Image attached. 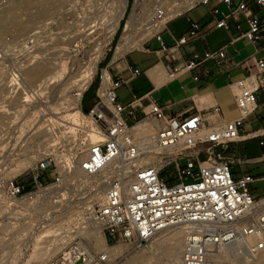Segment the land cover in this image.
<instances>
[{
    "label": "built area",
    "instance_id": "2783aa9c",
    "mask_svg": "<svg viewBox=\"0 0 264 264\" xmlns=\"http://www.w3.org/2000/svg\"><path fill=\"white\" fill-rule=\"evenodd\" d=\"M131 1L133 9L136 8L137 12L144 10L147 5H156L157 14L154 21H159L163 18V10L169 0ZM189 1L192 2L191 5L177 16L197 5H206L216 19L217 28L230 30L231 19H235V27L239 31V36L230 43L246 37L258 45L259 50L264 49V45H260L264 40V15L248 14L250 0H219L227 7V11L222 10L214 2L215 0ZM252 1L264 10V0ZM128 7L129 1L127 9ZM242 15H244V20L241 19ZM168 21L160 31L152 36L157 38L162 45L161 34ZM244 23L247 26L246 29L243 27ZM200 31L201 24L193 22L189 30L191 39L182 36L177 40V45H185L198 38ZM227 48L228 44H224L215 50L207 49L199 61L188 60L184 67L175 68L172 75L174 76L178 71L192 70L202 62L214 61L217 67L227 74L239 111L238 117L209 125L206 117L201 113L179 118L167 113L165 107L152 102L145 115H149L159 123L155 140L156 147L164 155V160L171 155L168 163L162 168L175 162L174 174L170 178L163 177L162 168L158 169L155 166L157 161L134 165L135 171L132 177H129L130 171L124 169L118 171L112 178L104 201L89 205L88 217L83 223V228H87L86 223L97 222L103 226L105 239L108 234L111 241L133 243L142 249L150 245L157 232L170 227L183 226L188 231L183 251V264H216L222 250L221 247H243L252 254L264 249V237L253 247H249L244 237L252 233L253 227L245 228L240 223L257 216L261 218V227L264 231V173L260 177H255L245 172L241 177H237L232 171V164H245L249 160L235 159L226 155L229 144L240 139L246 120L260 106L264 107V55L257 57L253 67H249L246 71L229 57ZM15 65L18 64H14L13 61L6 64L8 69ZM16 70L18 69L15 68L12 71L15 73ZM139 73V69H133V75ZM12 75L10 79L13 78ZM15 79L17 82L14 85L17 89L13 92L14 96L8 94V99L0 101V110L10 118L8 128L18 129L24 125L18 119L26 113V108H17L18 105L12 103L11 99H17V94L24 92L26 81L20 72ZM128 81L129 79L120 76L112 80L108 95L113 110L103 104L101 109L104 115L96 117V124L102 137L91 145L89 157L81 163L82 169L90 175L97 174L113 160L121 161L122 158H127L126 153L131 154L132 158L137 157L138 147L128 132V126L131 127L129 120L137 117L136 111L132 104L119 103L116 93V89ZM30 95V102L36 101L37 90H30ZM21 100L27 102L24 97ZM98 106L100 105L91 108L90 114L94 113V109ZM94 115L97 116L96 113ZM1 124L4 122L0 121V129L3 128ZM257 136L261 137L259 144L262 148L259 161L264 162V137L262 138L263 134ZM9 143L10 140L3 147H7ZM203 144L207 145L205 158H200V153L197 156L186 153ZM10 148L11 144L7 148V153L11 150ZM181 158H186V161L180 163L178 160ZM54 159L46 157L36 160L32 165L31 183L25 180L19 181L17 177L5 178L7 168L12 162L9 158L4 159L0 165V200L9 203L11 207L16 204L14 200L34 193L32 190L26 191L31 184H33L32 189L37 191L41 188H48L49 179L53 181L51 185L60 184L63 180L60 172L50 168ZM71 160L73 165V158ZM129 162L126 160L124 164H129ZM257 182L262 184L260 196H254L256 189L253 184ZM256 204L257 206H254ZM59 255L52 264H108L110 259L104 251L94 253L88 244V239L84 236L72 239Z\"/></svg>",
    "mask_w": 264,
    "mask_h": 264
},
{
    "label": "rangeland",
    "instance_id": "374dc122",
    "mask_svg": "<svg viewBox=\"0 0 264 264\" xmlns=\"http://www.w3.org/2000/svg\"><path fill=\"white\" fill-rule=\"evenodd\" d=\"M128 1L130 10L125 15L126 7L124 24L133 13V3L127 0V6ZM27 2L31 3L29 7H26ZM116 5L117 0H92V2L89 0H0V62L6 61L0 64V101L8 99V94L13 97V92L16 91H9L5 82L6 77L13 70L9 72L10 69L6 66L9 60L19 65L29 62L30 67L40 66L43 73L41 80L25 82L29 93L30 90L36 89L38 96L36 102L31 103L27 99V103L30 104H26L28 105L26 113L18 119L24 124L21 132L17 131L20 127L8 128L10 118L0 110V121L4 122L1 124L3 128L0 129V165L4 159L9 158L12 163L8 162L10 165L5 178L17 177L19 181L25 180L31 183L32 165L36 160L46 157L55 158L50 168L60 171L63 175L59 186L51 185L53 181L49 179L51 186L37 192L35 202L23 197L7 208L0 201V264H52L71 240L78 236L87 238L91 250L94 253L99 252L93 240L89 239V235L96 230L94 224L86 223L87 228L84 229L83 223L87 220L89 205L102 203L106 194L105 186L110 185L113 176L111 179H105L107 173L104 176L102 173V175L89 176L93 183L104 178L101 183L105 186L97 191V188L82 184L78 175V165L74 163V168L70 172L63 169V166L65 161L81 153L84 149L83 143L97 140L96 126L89 118L91 108L84 109L83 100L88 92L94 99V106H103L99 92L105 76L107 81L109 80L104 70L108 71V62L120 44L124 29L121 31L117 29L112 39L105 44L103 56L87 88L80 86L82 79L78 77V71L84 69L91 60L90 55L93 54L91 49L106 40V32L103 28H94L95 32L89 35L92 30L85 32V27L87 24L94 23L93 27L98 23L102 24L114 13ZM23 68L24 66L21 70ZM111 82L110 77L109 84ZM59 86H63L65 93L60 94L58 100L53 102L54 91L57 92ZM21 94L19 92L17 99H11L18 107L24 104ZM23 97L25 98L24 95ZM79 99L81 101L77 103ZM129 124L133 127L132 130L139 127L142 134L148 138H153L155 128L158 126L149 115L130 119ZM135 139L139 145L141 137L138 135ZM9 140L11 150L7 153L9 144L7 147L3 145ZM203 145L186 153L196 156L201 148L207 147L206 144ZM167 157L168 159L164 160V155L154 156L150 160L145 159L143 164L157 161L156 167L162 168L170 159V156ZM83 158L84 154L78 155V159ZM178 161L184 163L186 158ZM119 165L121 164L116 163L115 166L118 168ZM175 166L176 163L173 162L162 168L161 175L170 178L175 172ZM129 177H132V174ZM30 186L26 189L27 192L37 191L32 189L33 184ZM253 187H257L254 196H260L262 184H255ZM169 231L159 233L150 245L143 249L133 243L111 241L108 234L105 239L103 235L110 256L108 264H168L169 261L161 254L160 247L153 243L157 239L161 241L167 238L166 233ZM220 256L221 261L217 264H264V249L252 254L246 248L231 246L221 250Z\"/></svg>",
    "mask_w": 264,
    "mask_h": 264
},
{
    "label": "crops",
    "instance_id": "0c3cea01",
    "mask_svg": "<svg viewBox=\"0 0 264 264\" xmlns=\"http://www.w3.org/2000/svg\"><path fill=\"white\" fill-rule=\"evenodd\" d=\"M214 2L227 11V7L219 0ZM249 4L248 14L264 15V10L254 1L250 0ZM241 19L244 20V15ZM193 22L201 24L199 37L188 44L177 45V40L182 36L191 39L189 30ZM235 23V19H231L230 30L217 28L210 8L200 4L168 21L161 34L163 45L157 38L151 37L142 47L129 50L119 58L115 57L116 48L108 62V71L104 72H107L109 80L110 77L115 80L119 76L129 79L116 89L117 101L123 105L132 104L137 116L145 115L151 103L156 102L165 107L167 113L179 118L201 113L209 125L235 119L239 111L227 74L220 70L214 61L202 62L192 70H182L172 75L175 68L184 67L188 60L199 61L207 49L215 50L224 44H228V55L235 63L246 71L249 67L252 68L256 58L264 55V49L259 50L258 45L246 37L230 43L239 36ZM243 27L247 28L245 23ZM260 45H264V40ZM135 68L140 70L138 75H133ZM82 106L87 110L94 106V99L88 92ZM260 134H263V138V106L247 119L240 139L229 144L226 150L229 157L249 160L245 164H232L235 176L241 177L245 172H249L255 177H260L264 173V162L259 161L262 148L259 144L261 137L257 135ZM205 149L206 147H203L198 152L200 158L206 157ZM255 184L261 183H254L253 186Z\"/></svg>",
    "mask_w": 264,
    "mask_h": 264
},
{
    "label": "bare ground",
    "instance_id": "6f19581e",
    "mask_svg": "<svg viewBox=\"0 0 264 264\" xmlns=\"http://www.w3.org/2000/svg\"><path fill=\"white\" fill-rule=\"evenodd\" d=\"M187 2H189V3H187ZM191 3L192 2H190L189 0H183L182 2H179L178 0H169L165 4V8L163 10V12H164L163 18L161 20H159V21L158 20L154 21V18H155L156 14H157L156 5H147L145 7V9L140 11V12H137L136 8H134L130 19L128 20V22L125 25V28H124V31H123V37L121 38L120 44L117 47L115 57L119 58L122 55H124L127 51H129V50H132V49L137 48V47H142V45L148 39H150L155 33L160 31L164 27L165 23L168 20L173 19L179 13H182L189 5H191ZM30 4L31 3L27 2V6L26 7H29ZM22 5L24 6V4H22ZM126 7H127V0H117V5H116V8H115V11L113 10L114 13H112V15L107 17V19L104 20L102 24L98 23L99 25L97 24V26H94V27H93V25H95V24H89V25L87 24V26L85 27V30H84L85 32L91 30L92 28H97V27L98 28L99 27L103 28L105 30V32H106L105 33L106 34V37H105L106 40H104L101 43L96 44L91 49V53H93L92 55H90V59L91 60L88 62L87 66L84 67V69L81 68L78 71V77H81V79H82L80 81V83H81L80 86H83L84 88H87L89 86V84L91 83V81L93 79V76H94V74H95V72L97 70L98 62L100 61L101 57L103 56L104 46H105V44H107L112 39L114 33L116 32V30L120 26V22H121V20H122V18L124 16V12L126 10ZM99 21H100V19H99ZM88 26H92V27L88 28ZM93 32H95V31H92L91 33H88V34L91 35V34H93ZM32 57H34V56H32ZM28 63L25 64V65H22V64L19 65L17 63L18 65H15L14 67L9 68L10 69L9 72L11 71V69H15V68L18 69V70H16L17 72H15V73H14V71L10 72L11 73L10 75L13 74L12 75L13 76L12 79H10V75H8V77H6V79H5V82H7V88L9 89V91L13 92V91H15L17 89V87L14 84H16V82H17V80L15 78H16V75H19V72L24 77L25 81H27V82H35L37 80L38 81L41 80L43 73H42V70L39 68L40 66H38V68L36 67V65H35V67H32V66L30 67V66H28ZM22 66H24L23 70H21ZM58 76H59V74H58ZM55 78H56V76H55ZM51 80H52V78H51ZM108 81H107V78L105 76L104 81L102 83V87L100 88V92L99 93L102 96L103 103L105 105H107L109 109L113 110V106L111 104V99H110V97L108 95V89L110 87V84H109L110 80H108ZM47 82H48V80H47ZM19 84H21V82H19ZM26 87L27 86L24 87V92L21 95H22V98H23V94H24V96H25L24 99L25 100H27V99L30 100L31 95H29L30 93H29V91L27 90ZM57 90H58L57 92L54 91L55 98H54L53 102L56 99L58 100L57 97L60 94L65 93L64 92L65 90L63 89V86H59V88ZM27 92H28V94H27ZM37 96H38V93H37ZM80 101H81V99H79L77 103H79ZM23 103L24 104L20 105L19 107L17 106V108H27L28 105H26V104H30V103H27V102H23ZM59 103H60V101H59ZM24 105H26V106H24ZM93 112L94 113L89 114V118L92 119L94 125L96 126L97 140L94 141V142L93 141H88L87 143H83L84 144V149L80 153V154H84V158L83 159H78V155H80V154H77L75 156V158H73V160H74L73 162L76 165H78V167H79L78 175L80 176V181L83 182L82 184H85L84 186L87 185L89 187L97 188V191H99L105 186L104 183L103 184L101 183L104 178L101 179V180H96L95 179L96 182L93 183L89 176H96V175H99L101 173L104 176L107 173V175L105 176V179H111L112 176H114L118 171H120L122 169H124L126 171H130L131 172L130 174H132L134 172L133 166L134 165L138 166L139 162H141L139 165H142L143 161L145 159H149L150 160L154 156H163L162 153L158 150L159 148L156 147V141H155L156 140V133H157V130H158V127H159V123L157 121L156 122L158 123V126L155 128V132L153 134V138H148L145 134H142L141 129L139 127H136V128H134L132 130L133 127L132 126L131 127L128 126V132H129V134L132 135V137L134 139V143L138 147V153L136 154L137 157L132 158L131 154L128 155L129 153L128 154L126 153V157L127 158L124 157V158H122L123 160H121V161H119V160L111 161L107 165L106 168H104L103 170H101L97 174L90 175V174L86 173L82 169L81 163H82V161H84L86 158L89 157L91 145L93 143L99 141L101 139V137H102V135H101V133L99 131V128H98V126L96 124V117H98L99 115L103 116L104 115V111H102L101 106H98V107H96L94 109ZM95 113L97 114V116L94 115ZM118 117L120 118V115H118ZM18 131L21 132V128ZM91 134H93V133H91ZM138 135L142 139V140L140 139L141 141H139V143H140L139 145H138V141L135 139V137L138 136ZM86 140H88V139H86ZM25 143H27V142L25 141ZM168 156H171V155H168ZM126 160H129L130 162H129V164L125 165L124 163H125ZM71 162H72L71 159H68L67 161L64 162L65 165L63 166V169L65 168L67 172H70L74 168V163L72 165ZM116 163H120L121 164V165H119L120 168H117L115 166ZM148 163H149V161H148ZM155 166H157V165H155ZM159 168L160 167L158 166V169ZM60 174H61V177L63 179V175H62L61 172H60ZM54 186H59V185L54 184ZM109 186H107V185L105 186L106 189H105L104 192H107V190L109 189ZM42 189L43 188L39 189L38 191H35L32 194L24 196L25 199L34 200V202L37 201V192L41 191ZM19 199H16L13 202H17ZM104 199H105V196L103 198V201H104ZM1 202H3V201H1ZM8 204L9 203H4L5 207L8 208L9 207ZM254 206H257V204L254 205ZM251 221H253V222L250 223ZM240 223H241V226L245 227V228L253 227L252 233H248L244 237V241L247 242L249 247H253L255 245L254 243L256 241H258V240L260 241V239L264 237V231H263V228L261 227V218H258L256 216V218L243 220ZM92 224H94L96 230H94V233L89 235V239L93 240V243L95 244V248L99 252L100 251H104L109 256L108 248H107V246L105 244L106 240L104 241V238L102 237L104 235L103 226L101 224L97 223V222H91V225ZM84 229H86V228H84ZM167 230L168 231L170 230L169 232L166 233V237L167 238H165L164 240H161V241H159L160 239L159 240L157 239L153 243V245H157L158 247H160L161 254L166 256L168 261H169L168 264H183V251H184V247H185L188 231L183 226L170 227V228H166V229H163V230L157 232L153 236V239L159 233L167 231ZM175 231H177V232L175 233ZM153 239H152V241H153ZM251 244H254V245H251ZM225 248L226 247H221L220 249L224 250ZM219 257H221L220 254L218 255L217 262L221 261ZM262 260H263V258H262ZM222 262H224V260Z\"/></svg>",
    "mask_w": 264,
    "mask_h": 264
},
{
    "label": "trees",
    "instance_id": "16d2710c",
    "mask_svg": "<svg viewBox=\"0 0 264 264\" xmlns=\"http://www.w3.org/2000/svg\"><path fill=\"white\" fill-rule=\"evenodd\" d=\"M129 8L127 9V12H126V15L129 13ZM124 20L125 19H123L122 21H121V26H120V29H119V31H121L122 29H123V26H124Z\"/></svg>",
    "mask_w": 264,
    "mask_h": 264
}]
</instances>
